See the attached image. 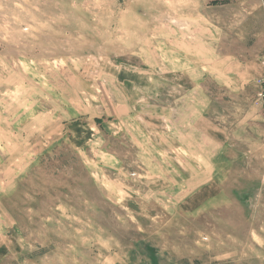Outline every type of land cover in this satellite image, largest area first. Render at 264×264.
I'll list each match as a JSON object with an SVG mask.
<instances>
[{"label":"rangeland","instance_id":"rangeland-1","mask_svg":"<svg viewBox=\"0 0 264 264\" xmlns=\"http://www.w3.org/2000/svg\"><path fill=\"white\" fill-rule=\"evenodd\" d=\"M264 0H0V264H264Z\"/></svg>","mask_w":264,"mask_h":264},{"label":"built area","instance_id":"built-area-1","mask_svg":"<svg viewBox=\"0 0 264 264\" xmlns=\"http://www.w3.org/2000/svg\"><path fill=\"white\" fill-rule=\"evenodd\" d=\"M264 81V80H263Z\"/></svg>","mask_w":264,"mask_h":264}]
</instances>
